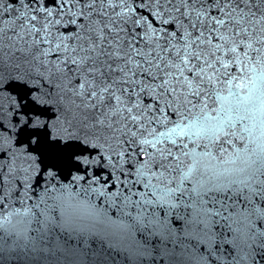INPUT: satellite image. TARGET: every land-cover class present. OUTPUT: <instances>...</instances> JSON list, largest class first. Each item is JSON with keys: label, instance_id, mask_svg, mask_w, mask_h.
Returning <instances> with one entry per match:
<instances>
[{"label": "snow or ice", "instance_id": "obj_1", "mask_svg": "<svg viewBox=\"0 0 264 264\" xmlns=\"http://www.w3.org/2000/svg\"><path fill=\"white\" fill-rule=\"evenodd\" d=\"M256 187L264 0H0V224L64 189L207 228Z\"/></svg>", "mask_w": 264, "mask_h": 264}, {"label": "water", "instance_id": "obj_2", "mask_svg": "<svg viewBox=\"0 0 264 264\" xmlns=\"http://www.w3.org/2000/svg\"><path fill=\"white\" fill-rule=\"evenodd\" d=\"M253 191L251 200L206 196L205 207L224 205L229 213L205 228L194 223V193L138 220L134 210L62 189L44 214L0 224V264H264V190Z\"/></svg>", "mask_w": 264, "mask_h": 264}]
</instances>
